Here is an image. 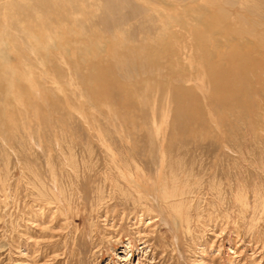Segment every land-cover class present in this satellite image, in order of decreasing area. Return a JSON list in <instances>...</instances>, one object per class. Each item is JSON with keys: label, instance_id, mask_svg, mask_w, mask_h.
Listing matches in <instances>:
<instances>
[{"label": "rangeland", "instance_id": "1", "mask_svg": "<svg viewBox=\"0 0 264 264\" xmlns=\"http://www.w3.org/2000/svg\"><path fill=\"white\" fill-rule=\"evenodd\" d=\"M97 3L76 63L0 43V264H264V0ZM14 4L60 32L80 3ZM215 12L243 34L237 94L202 61Z\"/></svg>", "mask_w": 264, "mask_h": 264}, {"label": "bare ground", "instance_id": "2", "mask_svg": "<svg viewBox=\"0 0 264 264\" xmlns=\"http://www.w3.org/2000/svg\"><path fill=\"white\" fill-rule=\"evenodd\" d=\"M76 1H78V3H80V4L78 6H76L74 11H70V13L72 15V19H73L72 24L75 26V28L77 27V25H75L76 24L75 20H77V17L80 18V17H85L88 15V18L90 20L94 21L96 18V15H97V11H98L97 0H76ZM26 2H27V0H10V2H9L10 4L8 3L7 6L3 4L6 7H5L4 11H1L2 17H3V15L6 14V17L4 16L6 21L11 20L9 22H12V23L15 22L16 26L14 28L11 25L7 24L5 21H3L2 24H0V43H2V41H7V40H5V37H6L5 35H7V37H9L8 35L10 33H8L6 29L13 28L14 30L21 31V33L24 34V43L23 44L28 45L30 52L34 56L33 57L30 55V59H35V56H38L40 50H43L47 47L51 48L50 46L55 44L53 48L57 49V50H63L64 49V50H66V52H68V48L71 49V50H69L71 54L68 56V58L61 57L58 60V61H61L62 59H64L66 62H68V64H70V60L72 61V64L78 62V58L75 57V56H77V54H76L77 50H79V53H81V52L83 53L87 49H90V51H94V50L98 49L99 44H98V40L96 41V29H95L96 26L94 23L92 26V27H94V29L90 30V33L88 35V37H89V40L87 39L88 45H85L83 42V39L81 41L78 38V36H80L79 34H81L80 32H81L82 27L80 28V26L77 27V30L72 26H69L67 28V24H64L65 23L64 22L60 32L57 30L52 31V30H50L51 26H49L50 23L49 24L46 23V21L44 19L42 20L41 19L42 17L38 14L33 15V16L30 15L31 13H29L27 11V9H28L27 6L24 9V11H25L24 14H28V15L25 16L23 14L25 16V19L22 18V15H21L22 12H20L18 10H14V12L13 11L12 12L11 11L6 12V11H8L9 8L16 6L14 3H19L21 5V4H24ZM29 5H30V3H29ZM6 8H8V9H6ZM28 10L30 11V9H28ZM40 14L42 15V12H40ZM47 14H48V12H47ZM73 16H74V18H73ZM5 19L3 18V20H5ZM60 20H61V18H60ZM63 20H66V19L63 18ZM226 20H228V19L224 13L222 14L221 12H215L214 14L210 15L208 22L205 23L204 27L206 29H208V31H209L206 33L208 34L210 42H211L212 54H209L210 55L209 56L208 53L204 52V56H202V61L208 67V72H207L208 78L210 79V81L213 85L214 92H220L222 94L228 95L230 93L231 94H237L236 91H238V90L236 89L235 77L238 78V80H241V79L244 80L245 79V69H248L251 66L248 65L247 63L245 64L244 62L240 61L241 58H243V55H242V53H239V51H237V49H236V45L242 39L241 36L243 34L241 33L240 30H237L234 27V25L232 26L231 24L226 23ZM211 22H213L212 25H211ZM216 23H219V25L222 24V26H219ZM214 25H217L220 28L216 27ZM201 27H202V25H201ZM36 29H38V30L36 31ZM195 31H197V30H195ZM202 32H204V31L202 30ZM54 33H56L55 38H57V39H54L52 37V35ZM67 35H68V37H72V38L74 37L73 40L72 41L65 40L66 38H68ZM196 37H197V44L200 47V49L202 51H203V49H204V51H206V49L204 48L206 45L205 44L206 40H204L203 36L202 35L200 36V34H198ZM76 42L78 44H76ZM7 43L9 44L10 42L7 41ZM207 43H209V42H207ZM245 43L248 44L249 41H245ZM66 46H68V48ZM74 46L79 47V49H76L73 51L72 48ZM85 46H88V47H85ZM200 49H199V51H200ZM221 49H223V51ZM3 52H4V50H3ZM57 58H58V56H57ZM30 61H32V60H30ZM152 63H154V62L152 61ZM212 64L216 67L215 69H213ZM152 65H154V64H152ZM181 91L182 90L180 89L179 94L182 93Z\"/></svg>", "mask_w": 264, "mask_h": 264}]
</instances>
